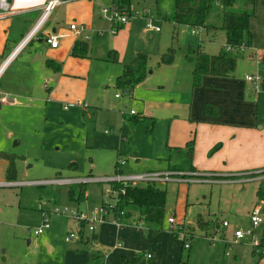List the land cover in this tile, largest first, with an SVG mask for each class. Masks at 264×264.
Segmentation results:
<instances>
[{"label": "rangeland", "instance_id": "374dc122", "mask_svg": "<svg viewBox=\"0 0 264 264\" xmlns=\"http://www.w3.org/2000/svg\"><path fill=\"white\" fill-rule=\"evenodd\" d=\"M62 1L63 5L53 11L49 22L53 25L58 22L63 29L70 24L82 26L88 39L66 33L58 40L59 48L55 54L49 53L45 47L34 52L26 49L0 73V97L5 92H12L7 97L17 101L15 106L6 101L0 107V152L19 157L15 162L16 181L26 183L0 187V264H118L123 252L112 250L117 240L131 253L151 251L157 264H255L254 255L261 252L262 258L257 264H264V248L256 252L247 241L232 245L225 255L221 235L215 234V239L210 242L208 238L212 234L207 238L202 236L192 222L196 212L202 210L222 222L223 219L215 214L217 207H222L228 200L231 203V197H234V204H231L236 213L231 223L241 228L247 226L244 209L250 204L251 207L260 204L264 214V202L254 200L255 181L247 183L241 191H237L239 186L227 188L214 183H187L188 187L183 185L178 191L174 186H167L164 228L153 238L146 237L143 223L135 217L131 231H116L114 227L103 224L96 227L94 233L84 228L81 231L83 239L77 237L65 241L69 232L78 230L76 221L68 214H54L53 210L67 208L97 220L98 214L92 212L100 209L101 197L109 199L101 194L107 184H84L82 198L77 184L37 182L54 178L110 176L115 170L116 157L126 164V171L132 173L138 170L135 168L138 167L137 159L140 167H163L169 154V150L164 148L168 121L153 114L156 111L154 105L189 104L190 84L186 81L188 76L184 77L188 75L186 68L189 65L179 58L184 57L187 46L200 45L206 53L217 54L225 44V36L220 29L222 9L218 2L207 19V24L216 28L215 33L202 29L199 35H193L191 29L173 24V0H130L128 12L131 11V17L118 29L121 40L115 44L112 42L114 35L98 34L99 30H109L110 23L100 11L111 4L110 0ZM233 10H237V4ZM255 16L250 26L254 34L252 48L239 54L234 73L228 80H240L245 75L264 76V66L255 56H250L254 50L264 49V11H256ZM8 21H0V57L3 56V61L11 48L5 49L4 29ZM147 22L159 27L160 31L146 29ZM125 25L130 27L129 36L124 33ZM77 41L86 46L83 57L70 56V50ZM125 41L126 53L124 57L119 56L113 47L123 46ZM170 46L175 49L174 64L178 67L166 69L159 63V57ZM109 51L117 52L118 63L107 61ZM137 52L148 57L147 76L144 84L127 93L115 87V79L122 66L131 62ZM46 57L57 59L61 72L65 74L58 84L41 74ZM175 77H181L177 79L179 82ZM42 84L52 88L53 93L44 95L43 102L34 103L32 97H37L41 91L39 89L35 93L32 87ZM160 84L164 85L163 88H158ZM202 90L211 94L208 87L204 86ZM259 91H262L260 86ZM214 92L218 97L224 95L220 89H213ZM259 99L258 109L262 114L264 93ZM76 102L80 106L71 107ZM130 110L139 117L138 120L129 114ZM156 153L161 156L157 157ZM70 164L73 167H69ZM4 170L5 161L0 159V181H4ZM159 185L165 187L164 184ZM186 203H189L188 215L184 210ZM47 212L49 228L43 234L35 235L33 232L42 226L43 214ZM170 215L177 225H185V231L192 236L189 250L182 247L177 236H171L168 226ZM263 230L264 224L252 229L256 236H261ZM93 236L94 243L91 241ZM85 237H89V244L84 242L88 240Z\"/></svg>", "mask_w": 264, "mask_h": 264}, {"label": "crops", "instance_id": "0c3cea01", "mask_svg": "<svg viewBox=\"0 0 264 264\" xmlns=\"http://www.w3.org/2000/svg\"><path fill=\"white\" fill-rule=\"evenodd\" d=\"M260 1H261L260 3H258V1L256 3L255 1V10L257 11V13L260 10L264 11V0H260ZM62 5H63V1L62 4L59 5L58 7ZM52 13L46 20L45 25L40 31V33L35 38H33L29 42V44L23 50H21L13 60H15L19 55H21L22 52L25 51L26 49L29 52H34L35 50H39L41 47H45L47 48V51L49 53L55 54L59 48V44L57 45L56 48L49 47L44 41L45 36L49 33H56L57 35H60L61 38L66 33L73 34L72 31L69 30V26L68 28L63 29V27H61L58 24V22H56L57 25H53L52 23H50L49 21L52 16ZM39 14H40L39 9H31L18 14L0 18V21L10 20V22L8 21L7 27L4 29L5 49L9 46L11 47L8 54L11 52V49L14 48V46L17 44L16 42H18L29 30V28L33 25ZM32 18H33L32 22H30V24H27V21L31 20ZM255 18L256 16L253 19ZM251 22H250V26H251ZM122 26L123 25H121L119 28H121ZM118 29L116 31V34L113 36V40H112V42H114L115 44L117 43V40H121L118 37ZM123 30L124 33H126L127 36H129L128 33L130 32V27L126 26ZM252 35H253V43H254L253 32ZM36 38L38 39L37 41H35ZM7 40H9L10 42H7ZM14 41L16 42L14 43ZM123 46L119 44L118 46L115 45L113 48H116V51L119 53V56L124 57L127 49V41L124 42ZM262 50L264 49L254 50L255 52L253 56H255V54L262 52ZM7 55L5 56V58L7 57ZM2 57H0V63L3 61ZM179 59L181 61L185 60L186 63L189 65L188 68H186L187 69L186 71H188V75H185L184 77L186 78L188 76V79L186 81L188 82V84H190V103L185 105H178V106L176 104L175 105L170 104L171 105L170 107H166V105H163L161 103H156L154 105L155 106L154 110L156 111L155 113H153L155 116L156 114H158L160 117L168 121L167 131L165 136V145H164V148L169 150L166 164H164L163 167L159 165L157 168L147 169L144 167H140V161L137 159L135 161H136V166L138 167L135 168L138 170L135 171L134 173L145 172V171H164L169 169L182 171V172L191 171L198 173H209V174H213V177L216 178L217 182H214V184H218L219 187L224 186L230 188V187L239 186V190L237 191L244 190L247 183H251L254 181L249 180V178L243 176V174L264 169V112L260 114L258 109V104L260 100L259 98L260 95L264 93V91L256 92L254 86L250 82L246 81L245 79L246 75L243 77V79L240 80L239 79L228 80L229 77L204 76L201 80L200 86L193 89L191 84L192 66L183 56ZM47 60H53L54 62H57V59H54V57H46V59L44 60L41 66V70H40L41 74L44 75L46 78H51L53 80H56V83L58 84L60 77L65 74L61 72V69L58 72H55L54 69L47 67L46 65ZM174 63H175V59L170 65H162V66L165 67L166 69H172V67H178V65L176 64L175 66ZM6 66L2 71L6 70L7 68ZM177 79L178 78H176L175 81L179 82L177 81ZM179 79H181V77ZM144 83L145 82L140 83L139 86ZM43 85L45 86L46 84H42L40 86L34 85L32 87L35 93L39 92V89L41 91L39 93H42V95L38 93L37 97L35 96L32 97V101L34 103L43 102L44 95L46 97V95H48L49 93H53L52 88L49 89L48 87H44ZM163 86L164 85L160 84L158 85V88H163ZM204 86L208 87V90L211 89L209 90L211 94L202 92ZM213 89L223 90L224 95L222 97H218L219 95L216 92L212 93ZM11 94L13 93L5 92L4 96L7 98L6 101L9 102V105L15 106L17 101L7 97L8 95L10 96ZM247 99H250L251 103L248 102ZM207 104L213 105L218 109L217 115H213V114L207 115L204 112V107ZM1 105L2 104H0V107ZM131 116L134 117L136 116V114L134 113ZM190 141H193V150H192L191 158H189L188 152L185 147L186 144ZM217 144H219L220 147L209 155V151ZM156 156L160 157L161 155L159 153H156ZM118 159L119 158L116 157L115 164L117 163ZM125 165L126 164L124 162L123 164L120 165V171L122 173H132L129 172V170L126 171ZM100 177H106V176H100ZM3 182H6L5 179L4 181H0V183ZM164 185L166 189L167 186L169 185L174 186L176 188V191H178L180 187L183 185L188 187V185L184 183H167ZM0 187H5V186H0ZM202 197H204V195ZM231 199H232L231 203L234 204L233 201L234 197H231ZM254 200H256V197ZM231 203L229 202V200L226 201L222 207L219 206L217 207V211L215 213L217 214L216 215L217 217L220 216V218L223 219L222 221H227L229 223V227L227 228L221 227L216 230L219 233H216V231H214L212 234V236L215 234L221 235L222 238L220 242L223 244L222 245L223 253L225 255H226V250L228 248L226 242L232 239V230H234L235 228H241L231 223L232 222L231 218L233 217L235 218V213H236L235 209L233 208L234 205L232 207ZM258 206L261 205L259 204ZM252 208L253 207H251L250 204L249 207L244 209V214L247 216L248 219V225H249V214ZM186 215H188V211H186ZM224 217H226V219H224ZM105 224L106 226L114 227L116 231L123 230L125 232L131 231L135 225L134 222L126 223V224L124 223L119 227H115L110 223H105ZM75 227L76 228L79 227L77 222L75 224ZM86 238L88 239L86 242L87 244H89L90 239L89 237ZM91 241L92 243H94L95 236H93ZM243 242H247V240H243L237 244H232V245H241L243 244ZM117 244H120L121 246H117ZM232 245L230 246V250L232 248ZM189 249L190 248H188L187 250ZM112 250L123 252L120 253V257L133 256L135 254V252L131 253L129 249L122 247V244L119 242V240H117V242L112 245ZM120 257L118 258V260L120 259ZM236 262L237 259L235 263Z\"/></svg>", "mask_w": 264, "mask_h": 264}, {"label": "trees", "instance_id": "16d2710c", "mask_svg": "<svg viewBox=\"0 0 264 264\" xmlns=\"http://www.w3.org/2000/svg\"><path fill=\"white\" fill-rule=\"evenodd\" d=\"M173 2L172 21L174 25L187 26L201 30L204 29L210 33H215L214 29L216 28L207 24L209 13L216 2L219 3L222 9V24L220 29L224 32L225 44L218 53L214 55L208 54L200 45L196 47L187 46L185 48L184 58L192 66V88L194 89L200 86L204 76H232L239 54L252 48L253 35L250 29V22L255 17V0H173ZM235 4H237V10H233ZM129 5L130 0H121L122 9L128 11ZM32 20L33 18L27 21V24H30ZM16 41H14V43ZM7 42L10 41L7 40ZM86 50V46L77 41L70 50V56L83 57L86 54ZM174 54L175 49L170 46L160 55L159 63L161 65H170L174 61ZM252 55L254 54L251 53L250 56ZM255 56L258 62L264 66V50L255 54ZM147 60L148 57L145 53L137 52L131 62L122 66L121 73L115 79V87L122 89L124 92L132 93L136 86L142 83L147 76ZM107 61L109 63H118L119 58L117 52L109 51ZM46 65L54 69L55 72L60 70V64L53 60H47ZM260 87L262 91H264V76L262 77ZM204 112L207 115H217L218 109L213 105L207 104L204 107ZM134 117L137 120L139 119V117ZM185 147L189 158H191L193 141L188 142ZM219 147V144L215 145L209 151V155ZM0 159L6 163L4 170L5 181L16 182L15 162L19 157L13 153L0 152ZM69 167H73V164H70ZM115 167H117V163ZM78 186L81 196L84 198L83 188H85V185L79 184ZM167 196V189L157 183L129 186L125 189L124 194L120 196V200L114 206V209L108 210L104 218L109 219L111 216L120 223L126 224L130 223L133 218L136 217L137 221L143 223L146 237L153 238L162 232L164 228V213L166 210ZM255 197L257 201L264 202V179L257 182ZM188 206L189 203H186L185 212ZM46 214L49 215L48 212ZM192 222L196 225L195 228L200 232L199 234L208 237L210 233L213 234V232L222 225L223 221L220 222L218 219H214L210 213L202 210L201 212H196V215L192 218ZM78 226L80 229V238L83 239V233H81V231L84 229L85 222L78 223ZM182 228L184 232H186L185 225H183ZM184 234L190 241L192 236L188 232ZM171 236L176 237L177 235L172 231ZM262 237H264V230L262 231ZM86 241L84 242L87 243ZM146 253L151 254L150 251H145L142 253H135L133 256H121L118 264L158 263L153 255L147 260L145 258ZM254 256L256 257L255 264H257L262 258V252Z\"/></svg>", "mask_w": 264, "mask_h": 264}, {"label": "built area", "instance_id": "2783aa9c", "mask_svg": "<svg viewBox=\"0 0 264 264\" xmlns=\"http://www.w3.org/2000/svg\"><path fill=\"white\" fill-rule=\"evenodd\" d=\"M111 4L108 7L102 8L100 13L101 15L107 19L110 23L109 30H99L98 34L100 35H106L112 34L115 35L117 29L121 26L126 24L130 17H131V11L128 12L127 10L122 9L121 6V0H110ZM62 4V0H0V18L18 14L21 12H24L26 10L31 9H39L40 14L33 23V25L29 28V30L25 33V35L17 42V44L14 46V48L11 50V52L7 55L6 58H4V61L0 65V68L2 70L4 67L9 64L16 56L17 54L23 50L29 42L35 38L42 28L45 25L46 20L50 16V14L59 6ZM185 28L191 29V33L195 35L200 34V29L196 28H190L187 26H184ZM145 28L148 30H153L158 32L160 30L159 27L153 26L151 22H147L145 24ZM69 30L72 31V33L75 36H83V38L86 40L88 39V36L84 34V29L82 26H77L75 24L69 25ZM60 38V35H57L56 33H49L45 36L44 41L45 43L51 47L56 48L58 45V40ZM1 70V72H2ZM0 72V73H1ZM246 81L250 82L253 86L256 92H259V86L262 81V77L259 75L251 76L246 75L245 76ZM115 97H119V95H115ZM6 97L1 96L0 97V104H3L6 102ZM80 106L79 103H76L75 105H71V107ZM130 114L133 115L134 112L130 111ZM123 164L122 160L118 159L117 161V167L111 176L106 177H87V178H79V179H64V178H55L52 180H46L42 182V184H63V185H71V184H87V183H94V182H101L107 184V187L103 190L101 193L102 196L106 195L109 199L106 200L105 198L101 197V206L100 209L97 212H92L93 214H98L97 220L95 219H88L86 215L78 213V211H71L67 208H64L63 210L55 209L53 210L54 214L59 215H65L68 214L70 218L74 219L76 222H85L84 228H87L88 232H94L96 227L103 225L105 223H110L111 225L115 227H119L123 223H120L113 217L110 219L104 218V216L107 214L108 210L114 209V206L119 202L120 196L124 194V191L129 186H136L141 184H147V183H158V184H167V183H214L217 182L216 178L213 177V174L209 173H198V172H182L177 170H164V171H145V172H139V173H122L120 171V165ZM229 176V175H227ZM243 176L248 177L249 180L259 182L260 180L264 179V169L257 170L254 172H250L247 174H243ZM36 183V182H35ZM26 183H17V182H3L0 183V186H20L24 185ZM175 218L170 215L168 217V226L171 232H175L177 237L181 240L182 246L184 249H188L190 246L189 239L186 238V235L183 231V224L177 225ZM262 224H264V214L262 211V206H254L249 214V225L245 228H235L232 230V239L227 241V250H230V246L232 244H237L243 240H247L252 246L254 251H258L260 248H264V237L256 236L252 229L259 228ZM49 219L47 214H43V224L40 228L35 230L33 233L35 235H40L43 233L45 229L49 228ZM222 228L229 227V223L227 221H223ZM216 233H219L216 231ZM209 236V240L212 242L215 237ZM77 237L80 238V229L76 232H69L65 236V241H70L72 239H76ZM117 246H121L120 244H117ZM255 247V248H254ZM152 257V254L146 253L145 258L149 260ZM152 264V263H151Z\"/></svg>", "mask_w": 264, "mask_h": 264}, {"label": "bare ground", "instance_id": "6f19581e", "mask_svg": "<svg viewBox=\"0 0 264 264\" xmlns=\"http://www.w3.org/2000/svg\"><path fill=\"white\" fill-rule=\"evenodd\" d=\"M2 68H0V72H1Z\"/></svg>", "mask_w": 264, "mask_h": 264}]
</instances>
